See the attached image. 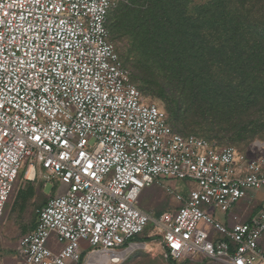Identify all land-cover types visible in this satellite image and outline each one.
<instances>
[{"label": "built area", "instance_id": "1", "mask_svg": "<svg viewBox=\"0 0 264 264\" xmlns=\"http://www.w3.org/2000/svg\"><path fill=\"white\" fill-rule=\"evenodd\" d=\"M117 2L0 0V222L23 167L33 169L27 179L61 188L36 209L17 256L24 264H121L153 223L167 260L264 264V196L247 221L224 223L211 211L226 214L264 189V139L240 153L175 132L109 39ZM171 178L193 186L165 188L176 206L142 209L143 190Z\"/></svg>", "mask_w": 264, "mask_h": 264}, {"label": "trees", "instance_id": "2", "mask_svg": "<svg viewBox=\"0 0 264 264\" xmlns=\"http://www.w3.org/2000/svg\"><path fill=\"white\" fill-rule=\"evenodd\" d=\"M253 1L123 0L113 8L114 22L133 45V77L163 101L169 125L181 131L189 119L225 141L254 136L252 127H259L264 115V90L228 93L221 107L229 115L220 126L218 95L201 80L204 72L219 67L237 71L244 86L251 71L264 72V27L250 15ZM252 38L256 41L250 47ZM32 196L30 187L26 200Z\"/></svg>", "mask_w": 264, "mask_h": 264}, {"label": "rangeland", "instance_id": "3", "mask_svg": "<svg viewBox=\"0 0 264 264\" xmlns=\"http://www.w3.org/2000/svg\"><path fill=\"white\" fill-rule=\"evenodd\" d=\"M122 1L123 0H118L116 5H118ZM194 1L197 3H203L206 0ZM249 12L252 16V19H254L257 23L264 27V0H254L249 6ZM113 16L114 9L110 12V16L108 18L109 39L122 66L129 71L132 77V81L138 87V90L142 94L144 101L148 104H156L158 107L165 110L163 101L160 98L154 96L148 90V88H146V86L142 84V82L133 77L134 75L136 76L137 73L132 65L135 55L133 45L131 43L129 35L122 31V27L120 26V24L119 27L118 25H116ZM113 22L115 24L112 27L111 24ZM255 41L256 40L253 38L249 40L250 47L253 46ZM201 80L207 88L214 90V92H216V94L218 95V102L216 103H218L219 105L216 122L220 126L226 125L227 117L229 115L228 112L221 107V100L224 99L228 93L239 94V91L242 88L264 90V72L259 75L251 71L250 77L247 79L249 84H246L244 82V86L241 85L242 80L239 77L237 71L230 72L219 67L214 68L209 72H204ZM222 109H224L226 113H222ZM188 120L189 119L186 120V125L185 127H182L181 131L174 128L171 123L170 126L175 132L179 133L180 135H194L198 138L211 141L219 147L233 146L240 153L245 150L246 146L250 142L249 140H253L256 138L264 139V115L260 119L259 127H252V131L256 132L254 133V136L243 141H225L224 139H219L217 136L206 134L205 132H203V129L194 126L193 123ZM23 169L24 167L19 171V175L13 183L12 191L5 205L0 222V264H24L23 260L19 256H17L15 251L17 242L22 236L21 232L24 231L27 227L29 228L34 224L36 218V209L42 203H44V201H46L48 197L56 195L61 191L59 185L46 181L42 176L40 180L39 175L34 179L33 182L25 181L22 177ZM192 186L193 183L189 180H176L173 178L163 179L161 180V184L153 185L143 190L140 196L139 205L145 211L157 214L158 212L165 210L166 208L177 205L176 201L173 198V195L166 191V187H169L174 191L185 192ZM30 187L34 188L33 192L35 195L33 196V198L26 200ZM261 206H263V204ZM211 211L215 219L222 222L224 221L225 213H222L214 207L211 208ZM140 236H146L152 239H156V241L160 238V236L156 234V229L153 223H150L147 226L145 233ZM211 263L213 264L212 261Z\"/></svg>", "mask_w": 264, "mask_h": 264}, {"label": "crops", "instance_id": "4", "mask_svg": "<svg viewBox=\"0 0 264 264\" xmlns=\"http://www.w3.org/2000/svg\"><path fill=\"white\" fill-rule=\"evenodd\" d=\"M22 177L27 182H33L34 179L38 176H36L33 180L27 179L26 167H24ZM40 180H41V176H40ZM34 195L35 194L33 192V196ZM263 196H264V189H261L259 191H249V193L244 199L236 203L230 209V211H228V213L225 214V219L223 222L232 224L236 221H247L252 216V214L256 210H258L263 204L262 202ZM46 201H44V203H42L40 206L45 204ZM34 225L35 222L31 227L29 228L27 227L24 231H22L21 235L30 231L34 227ZM148 238L149 237L146 236L136 237L133 240V242L136 243V246L133 247V249L128 253L127 258L121 264H212L211 261L201 256H194L192 258L187 257L177 261L167 260L163 257L162 249L158 244V242L156 241V239H152V238L148 239ZM147 243H149L150 245H147ZM259 247L264 252V233L260 238Z\"/></svg>", "mask_w": 264, "mask_h": 264}, {"label": "bare ground", "instance_id": "5", "mask_svg": "<svg viewBox=\"0 0 264 264\" xmlns=\"http://www.w3.org/2000/svg\"><path fill=\"white\" fill-rule=\"evenodd\" d=\"M33 175V169L32 167H29L28 171H27V177H32ZM147 245H150L149 243H147Z\"/></svg>", "mask_w": 264, "mask_h": 264}, {"label": "snow or ice", "instance_id": "6", "mask_svg": "<svg viewBox=\"0 0 264 264\" xmlns=\"http://www.w3.org/2000/svg\"><path fill=\"white\" fill-rule=\"evenodd\" d=\"M176 247H179V245H176Z\"/></svg>", "mask_w": 264, "mask_h": 264}]
</instances>
